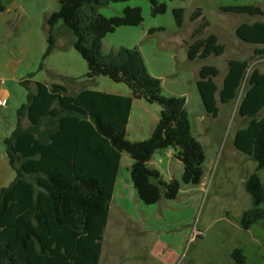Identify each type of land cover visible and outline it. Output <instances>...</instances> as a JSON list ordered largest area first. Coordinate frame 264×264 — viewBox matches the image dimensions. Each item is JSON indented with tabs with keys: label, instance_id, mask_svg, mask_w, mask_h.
Segmentation results:
<instances>
[{
	"label": "trees",
	"instance_id": "obj_1",
	"mask_svg": "<svg viewBox=\"0 0 264 264\" xmlns=\"http://www.w3.org/2000/svg\"><path fill=\"white\" fill-rule=\"evenodd\" d=\"M126 1L61 0L59 9L47 18L48 46L38 71L46 69L45 62L55 50L53 30L61 23L73 35V48L87 64L88 80L108 77L126 84L131 92L122 96L83 89L71 95L63 84L45 82H35L34 92L30 86L34 74L22 81L27 102L17 111L15 130L4 140L16 178L8 187H0V264H99L124 153L134 161L131 180L145 205H156L162 198L176 200L180 193L178 181L165 182L159 171L149 168L159 151L174 152L183 164L184 184L203 182L205 150L193 132L186 98L163 94L161 80L150 74L139 48L103 53V40L109 34L144 22L140 8L128 7L111 18L99 12ZM148 1L154 16L167 12L160 0ZM6 9L0 0V13ZM220 11L264 17V11L255 5L221 6ZM174 14L181 28L184 9H176ZM202 15L198 9L193 18ZM208 26L204 19L192 38H198ZM236 35L242 42L258 46L256 56L264 57V21L244 23ZM225 51L218 37L210 35L190 44L187 56L190 61L205 60ZM249 68L247 60L229 61L222 88L216 82L220 72L213 66L202 67L197 81L205 111L213 118L219 116V102L234 101L246 82L238 114L249 124L234 139L235 148L257 164V172L245 183L252 204L240 219V227L246 231L264 222V184L259 175L264 171V72L253 69L249 74ZM138 99L158 104L161 113L147 140L130 142L127 126ZM231 257L236 264H249L243 249H235Z\"/></svg>",
	"mask_w": 264,
	"mask_h": 264
},
{
	"label": "rangeland",
	"instance_id": "obj_2",
	"mask_svg": "<svg viewBox=\"0 0 264 264\" xmlns=\"http://www.w3.org/2000/svg\"><path fill=\"white\" fill-rule=\"evenodd\" d=\"M60 1L4 0L7 11L0 13V56L12 55L16 65L18 56L24 59V66L32 68L33 58L47 49L50 28L46 21L59 9ZM160 2L166 5L167 12L156 16L152 14L148 0H129L101 8L100 14L107 18L121 15L128 7L140 8L144 17L139 26L120 27L109 34L103 40L102 50L108 55L122 47L139 48L150 74L161 80L163 94L186 98L193 132L205 150V181L202 189L200 185L184 184L183 164L175 156L166 157L169 168L163 171L162 179L179 182L178 198L171 201L162 198L156 205L141 202L142 223L123 222L117 225L110 220L101 264H236L231 257L235 249L244 250L249 264H264V222L248 231L240 227L242 215L252 207L245 183L250 175L257 172V164L234 146L237 131L249 124L248 119L238 114L246 82L234 101L227 104L219 102L217 118L206 113L197 88L199 72L204 66L219 70L220 75L216 78L219 86L228 73L231 60L249 61V74L253 69L264 72V57L255 54L259 47L242 42L236 35L240 25L263 22L264 17L231 15L220 11L221 6L245 5L259 6L264 11V0ZM180 8L184 9L181 28L174 14V10ZM198 9L203 15L194 19ZM204 19L209 26L198 38H192ZM151 30L154 32L150 33ZM210 35H216L226 47L224 55L190 61L187 56L189 45ZM53 36L55 50L45 62L46 69L38 71L34 79L63 84L69 94L91 88L104 93L130 95L126 84L115 83L103 76L91 81L85 77L87 64L73 48V35L61 23L54 28ZM1 59L0 66L6 63ZM2 71L0 67V79H3ZM17 96L14 91L13 99ZM160 113L158 104H149L144 99L135 100L127 139L130 142L147 140L153 124L159 121ZM4 148H0V159ZM159 152L161 157L167 155V151ZM124 155L132 159L128 154ZM9 173V176L0 179L1 186L8 187L15 180L14 170ZM127 173V160L124 159L120 177ZM259 175L264 184V171H260Z\"/></svg>",
	"mask_w": 264,
	"mask_h": 264
},
{
	"label": "crops",
	"instance_id": "obj_3",
	"mask_svg": "<svg viewBox=\"0 0 264 264\" xmlns=\"http://www.w3.org/2000/svg\"><path fill=\"white\" fill-rule=\"evenodd\" d=\"M6 11H7V9H6ZM44 53L45 52H42L41 55L37 54L36 57L33 58L32 63H34V64H33L32 68H27L26 66H24L23 65L24 59L19 58L18 56L16 57L18 59L17 65L15 64V60L12 59L13 58L12 55L7 53V54H3L0 56L3 58L1 60L6 61V63H3L2 66H0L3 69V71H2L3 76H1V78L5 79V81H6L5 87H3L4 89L2 87H0V91L3 90L4 92L9 94V100L7 102L6 107H0V148H1V146L2 147L5 146L4 140L12 134V132L15 130V128L17 126V121H18L17 120V111H18V109L23 104H25L27 102V92L24 89V87L22 86V81L25 79L30 80L31 78L29 76L31 74H34L36 76V74L38 72L39 65L41 63L42 56ZM34 78L31 79L33 83H31V85H30L32 91H34V92L37 89L35 82H45L48 85H52V84L56 83V82H53L50 80L40 81V80H36ZM9 83H10V85H9ZM222 84H223V82H222ZM219 87L222 88V85ZM84 89L94 90L91 88H84ZM81 90H83V89H81ZM14 91H15V93L18 94V96L16 97L17 100L13 99V98H15L14 97ZM80 91L76 92V94L79 93ZM94 91H97V90H94ZM71 95H75V94H71ZM114 95L127 96L125 94H114ZM26 122L27 121L23 122L24 125L27 124ZM157 123H158V121H156L153 124V126L149 132L150 136L153 133ZM127 134H128V126H127ZM4 149H5V151H3V154H2L1 159H0V161L2 162L0 165V179L2 177L9 176V174H10L9 172L12 169L10 164L8 163L9 161L7 162L6 147ZM170 151H172V150H167V155L164 157L159 156L160 152H157L153 156L152 160L148 163L149 168L157 170L160 172L161 175H163V171H167L169 168V165L166 164V157L170 159L171 156H174V154L173 155L170 154ZM124 154L122 155L121 166H122L123 160L126 159L127 160L128 173L126 176L121 178L120 172H119V175H118V178H117V181L115 184V188H114L113 198H112L111 205H110V216H109L107 227L109 225L110 220H112L113 222L115 221V223L117 225H121L123 222H128V223L132 222V224L143 222L142 213L140 211V209L142 208V205H140V204H142V203L138 197L137 191L133 185V182L131 180V175H130V169H131L134 161H133V159H129V157H126V155H124ZM163 168H165V169H163ZM120 170H121V167H120ZM204 181H205V178H203V182L200 185L201 189H202V185L204 184ZM0 187H4V186L0 185ZM133 205H136V209H133ZM106 232H107V228H106L105 235H104L103 249H102V254H101L99 264L102 263L103 258H104V242H105V238H106Z\"/></svg>",
	"mask_w": 264,
	"mask_h": 264
},
{
	"label": "built area",
	"instance_id": "obj_4",
	"mask_svg": "<svg viewBox=\"0 0 264 264\" xmlns=\"http://www.w3.org/2000/svg\"><path fill=\"white\" fill-rule=\"evenodd\" d=\"M5 85H6V81L4 79H0V87L3 88L5 87ZM8 100H9V94L1 90L0 91V107H6ZM170 154L173 155L174 152L170 151Z\"/></svg>",
	"mask_w": 264,
	"mask_h": 264
}]
</instances>
